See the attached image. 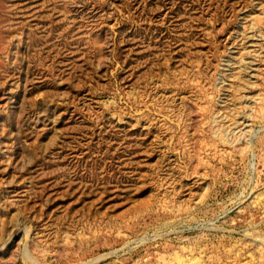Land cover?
<instances>
[{
  "label": "rangeland",
  "instance_id": "1",
  "mask_svg": "<svg viewBox=\"0 0 264 264\" xmlns=\"http://www.w3.org/2000/svg\"><path fill=\"white\" fill-rule=\"evenodd\" d=\"M0 264H264V0H0Z\"/></svg>",
  "mask_w": 264,
  "mask_h": 264
}]
</instances>
